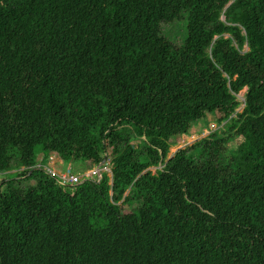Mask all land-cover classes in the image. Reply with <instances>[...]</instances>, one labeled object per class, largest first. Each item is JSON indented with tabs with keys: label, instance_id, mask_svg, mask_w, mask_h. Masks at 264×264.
Returning <instances> with one entry per match:
<instances>
[{
	"label": "trees",
	"instance_id": "16d2710c",
	"mask_svg": "<svg viewBox=\"0 0 264 264\" xmlns=\"http://www.w3.org/2000/svg\"><path fill=\"white\" fill-rule=\"evenodd\" d=\"M0 174V264H264V0H0Z\"/></svg>",
	"mask_w": 264,
	"mask_h": 264
},
{
	"label": "rangeland",
	"instance_id": "374dc122",
	"mask_svg": "<svg viewBox=\"0 0 264 264\" xmlns=\"http://www.w3.org/2000/svg\"><path fill=\"white\" fill-rule=\"evenodd\" d=\"M222 20L231 24L229 22V19L223 15ZM235 25H238L235 23ZM164 35L172 41V43L176 46H182L184 44V41L187 36V28H186V20L182 19L180 21H176L172 25H165L163 28ZM247 91L245 90L242 92L245 94ZM243 96L241 97V99ZM225 131H227V127L224 126H219L217 124V121L215 117L209 116V118L205 121H201L197 123L194 126V129L192 130L191 134L188 136H183L178 138L179 145L177 147H173L171 150V156H174L179 150L181 149H186L189 147H192L196 143L200 142L203 139H206L210 137L213 134L218 133L221 136L226 135ZM244 140L242 139H236L234 141L230 142V147L231 149H236L239 147L240 144H242ZM135 146H138V143L134 144ZM51 157L54 158L53 161H51ZM43 159V156L39 158V162ZM50 161V162H49ZM48 162L51 164L52 168L55 169L58 173L66 174V173H71L73 175H78L79 177H82L85 173L84 166L80 163H74L72 165L65 163L57 154H53L50 156L48 159ZM101 167H97L93 169L92 171L97 172L98 169ZM160 169V168H159ZM153 172H156L157 169H153ZM87 173V172H86ZM85 173V174H86ZM14 174V173H12ZM8 174L2 175L0 174V182L8 178ZM24 186H30L34 185V182H27L25 180L22 181ZM125 211L129 212V207L125 206Z\"/></svg>",
	"mask_w": 264,
	"mask_h": 264
},
{
	"label": "built area",
	"instance_id": "2783aa9c",
	"mask_svg": "<svg viewBox=\"0 0 264 264\" xmlns=\"http://www.w3.org/2000/svg\"><path fill=\"white\" fill-rule=\"evenodd\" d=\"M241 100L244 101L243 98ZM53 160L54 158L51 157V161ZM49 162L47 161L45 163L42 159L39 164V168L45 170L49 175L56 179L58 184L62 187H75L82 184L84 181L91 179L101 181L105 173L111 174L110 165L106 163L101 164V166H99L101 168L98 169L97 172L91 170L87 173L85 172L86 174L84 173L82 177H79L78 175H73L70 172L66 174L58 173L55 169L52 168Z\"/></svg>",
	"mask_w": 264,
	"mask_h": 264
}]
</instances>
